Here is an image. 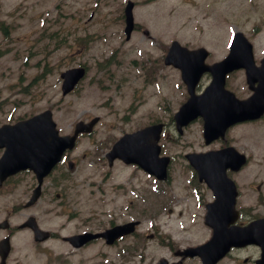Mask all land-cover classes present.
Segmentation results:
<instances>
[{
	"label": "rangeland",
	"instance_id": "rangeland-1",
	"mask_svg": "<svg viewBox=\"0 0 264 264\" xmlns=\"http://www.w3.org/2000/svg\"><path fill=\"white\" fill-rule=\"evenodd\" d=\"M127 1L2 0L0 125L51 108L60 132L65 134L72 131L77 120L99 115L101 121L93 134L99 145H109L110 140L125 132L151 120L166 118L185 100V85L181 83L179 72L172 67L159 66L172 40H179L192 48L206 47L210 51L208 62H213L226 54L227 40L233 28L247 33L255 22H264V0L256 3V0H131L135 3V21L142 28L127 41L123 17ZM144 30H149L150 35L144 34ZM258 42V47L264 45V29ZM80 64L89 67L86 80L73 94L63 98L60 73ZM154 66L158 69L152 79L148 72ZM235 77L229 81L233 90ZM209 82L210 76L205 75L199 89H204ZM243 126L235 128L228 139L231 137V141L236 142L234 136H239L240 149L251 155L248 169L241 175L236 174L239 183L247 186L244 182L251 179L253 170L258 168L264 155V124ZM171 136H175L172 126L162 140L165 154L175 157L180 153L207 149L201 122L187 128L183 136L176 135L173 142ZM182 161L181 157L175 161L172 181L167 186H183L184 177L180 176L184 175ZM84 171L95 172L92 178L102 186H118L121 182L138 188L150 186L147 175L133 167L125 168L113 178L105 175L106 167ZM14 179L0 190V200L16 197L13 186L17 179L20 193L30 186V174ZM153 201L156 203L154 196L149 199L144 215L134 211L133 207L127 210L132 212V217L161 213L155 224L163 233L173 237L181 235L177 233L179 228L184 225L193 227L201 217L198 213L186 221L185 214L181 217L185 222L168 223L162 213L165 210L154 209ZM192 208L193 211H202L201 208ZM172 215L176 216L171 214L168 218ZM189 235L193 237L194 244H201L206 237L202 225ZM16 242L19 247L17 254L24 257L23 264H43L46 261V256L43 260H31L29 249L24 244L25 238ZM63 250L54 245L50 249L53 256ZM107 250L111 252L112 259L118 258L116 251ZM166 255V252L158 251V256ZM97 260L98 264L111 262L110 258L104 262L101 258ZM72 264L81 263L74 260Z\"/></svg>",
	"mask_w": 264,
	"mask_h": 264
},
{
	"label": "water",
	"instance_id": "water-1",
	"mask_svg": "<svg viewBox=\"0 0 264 264\" xmlns=\"http://www.w3.org/2000/svg\"><path fill=\"white\" fill-rule=\"evenodd\" d=\"M133 6L134 4L129 2L126 7L127 26L125 31L128 36L134 27ZM240 54L247 55L237 58ZM206 55L204 50L190 52L178 44H174L166 58L167 63H173L182 68L184 79L188 83L192 94L202 72L208 69L204 65ZM251 63V46L246 39L239 35L234 42L230 56L218 65L220 68L212 69L214 73L212 85L203 95H192L189 101L182 106L176 117L179 129L198 115L205 116L209 110L228 113L230 118L241 115L249 116L254 111L253 104L235 101L229 93L224 91V86L225 77L229 71L240 66L249 67ZM84 74L85 69L82 67L73 68L62 73L64 94L71 91ZM96 121L97 119H94L88 125L79 123L75 135L72 137L59 136L49 111L17 125L0 128V145L7 148L0 160V177L4 178L6 175L26 168H31L38 174L48 171L60 159L66 148L73 147L77 134L84 129L90 130V126ZM207 121H209L206 124L207 137H211L213 133L220 131L225 124L217 123L211 118ZM161 130L162 125H155L133 134H127L115 144L108 156H119L127 159L128 162H136L149 172L155 173L159 177H165L168 158H163L162 161L158 159L159 146L156 145ZM189 157L202 178L206 173L203 158L197 155ZM234 159L238 163L243 161L241 156ZM228 183L233 186L229 181Z\"/></svg>",
	"mask_w": 264,
	"mask_h": 264
},
{
	"label": "flooded vegetation",
	"instance_id": "flooded-vegetation-1",
	"mask_svg": "<svg viewBox=\"0 0 264 264\" xmlns=\"http://www.w3.org/2000/svg\"><path fill=\"white\" fill-rule=\"evenodd\" d=\"M115 165H122V163L118 160L113 167ZM108 175L110 176L111 173ZM62 176L63 172L60 173L59 177ZM54 187H57L55 195L59 199H46L49 188L43 187L41 198L37 199L30 206L27 205L32 202L29 198L13 199L10 201V204L0 205V212L4 213V217L0 221V226L2 223L7 222L4 228H0V243L4 238L9 237L11 247L9 256L5 258V263L3 262L0 248V264H23L24 257L19 253L14 254L16 250L15 241L23 235L27 237L28 249L33 262L39 258L43 260L45 256L49 255L53 245L60 250L63 246L64 249L74 252L77 259H81L96 252L95 250H91L96 245L111 247L121 253L123 247L131 243L136 245L137 253L141 255L140 264L157 263V261H152V258L147 256L148 254L150 255L156 252V249L148 246L146 241L147 238H152L153 235H147L146 232L141 231L146 222L144 218L138 220L140 223L136 226L137 231L132 235L118 238L111 245H108L103 238L90 240L86 244L78 247L73 246L66 240L69 236L87 232L99 233L109 227L112 228L118 224L128 222L129 220H125L130 215L129 212H125L124 210L126 208L124 203L127 196L124 186L88 187L83 200L76 196V194L81 193L74 192L72 186ZM92 187H95L96 190L94 191ZM203 187L205 188L207 200L213 199L212 192L207 186ZM76 190L78 191V189ZM91 195L92 199H90ZM141 202L142 199L140 198L138 200V206H140ZM237 210L238 218L236 225L240 227L263 217L264 186H240L238 189ZM105 216L109 217L110 221L102 220ZM118 220H122L123 222H117ZM36 229L48 232V237L44 241L36 240ZM208 230L212 232L209 227ZM131 237H133V241L130 240ZM53 242L54 244L52 245ZM157 244L160 245L159 242ZM158 245L156 246L159 248ZM259 255L260 249L255 245L234 248L218 264H222L227 259H229L228 262H236L237 260L238 264H259ZM43 264H46V261Z\"/></svg>",
	"mask_w": 264,
	"mask_h": 264
}]
</instances>
